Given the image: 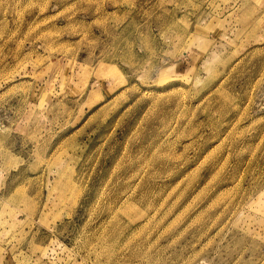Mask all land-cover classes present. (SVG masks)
<instances>
[{"label": "rangeland", "instance_id": "rangeland-1", "mask_svg": "<svg viewBox=\"0 0 264 264\" xmlns=\"http://www.w3.org/2000/svg\"><path fill=\"white\" fill-rule=\"evenodd\" d=\"M0 264H264V0H0Z\"/></svg>", "mask_w": 264, "mask_h": 264}, {"label": "bare ground", "instance_id": "bare-ground-1", "mask_svg": "<svg viewBox=\"0 0 264 264\" xmlns=\"http://www.w3.org/2000/svg\"><path fill=\"white\" fill-rule=\"evenodd\" d=\"M172 158V157H171ZM192 260V259H191Z\"/></svg>", "mask_w": 264, "mask_h": 264}]
</instances>
